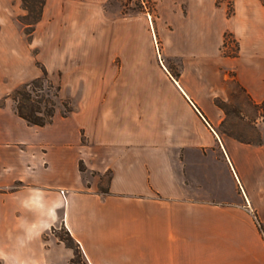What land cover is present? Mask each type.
I'll list each match as a JSON object with an SVG mask.
<instances>
[{
  "label": "crops",
  "instance_id": "1",
  "mask_svg": "<svg viewBox=\"0 0 264 264\" xmlns=\"http://www.w3.org/2000/svg\"><path fill=\"white\" fill-rule=\"evenodd\" d=\"M126 1L47 0L29 40L22 0H0V100L38 58L74 106L38 126L0 105V189L21 183L0 193V264H70L62 225L90 264H264V143L222 132L214 102L232 74L264 101V3L162 0L154 22Z\"/></svg>",
  "mask_w": 264,
  "mask_h": 264
},
{
  "label": "trees",
  "instance_id": "2",
  "mask_svg": "<svg viewBox=\"0 0 264 264\" xmlns=\"http://www.w3.org/2000/svg\"><path fill=\"white\" fill-rule=\"evenodd\" d=\"M261 1L264 3V0ZM46 2L47 0H22L23 8L26 10V12L20 15V19L25 24V32L29 40L33 38L36 25L42 19ZM228 12L230 15L234 13V4L229 5ZM229 34L231 33H228V35ZM239 51L240 44L238 43V49L236 52H226V54L238 55ZM37 64L40 67L42 73L32 80L21 84L8 96L2 98L0 100V105H3L6 102L7 97H11L14 100L16 112L21 117L26 119L31 124L44 126L53 121L57 111L58 101H61L64 106V115H67L69 112H71L74 109V106L72 105L70 99L63 98L61 96L62 86L60 83H56L51 78L47 66L39 60L37 61ZM236 82L244 89L239 81L236 80ZM215 102L226 111V108L223 106V101H221L220 98H216ZM260 104L264 105V101ZM236 138L246 143H264L262 141L254 142L242 137ZM81 169H86V165L83 161L81 162ZM20 186L21 183L17 182L9 189H0V193L7 190L18 189ZM102 191L104 193L110 192V190L106 187H102ZM254 216L264 237V223L260 220L257 213H254ZM59 229H62V231H59ZM52 231L59 237L60 240L64 241L68 247H71L74 250V256L72 257L70 264H90L87 257L85 256L81 244L73 236L66 225H62L60 228L54 227Z\"/></svg>",
  "mask_w": 264,
  "mask_h": 264
},
{
  "label": "rangeland",
  "instance_id": "3",
  "mask_svg": "<svg viewBox=\"0 0 264 264\" xmlns=\"http://www.w3.org/2000/svg\"><path fill=\"white\" fill-rule=\"evenodd\" d=\"M161 1L162 0H127L124 4V10L130 11V9L134 7L140 12L143 11L147 13L150 19H152L154 22H157L159 15V4ZM165 1L168 4L172 3V0ZM206 1L210 2V0ZM218 3L227 4L229 10V5L234 4V0H218ZM20 15H18L17 22L22 26L23 31L25 32V24L21 21ZM238 43V39L232 34L228 35L227 32L225 35L224 44L222 46L223 53L226 54V52H236L238 49ZM156 44L157 47H163L159 38L156 40ZM37 53L38 49L34 47L33 54L35 58H37ZM50 76L55 82H58L57 74L54 76L52 73H50ZM233 76L234 75L232 74V79H230L227 84L229 98L224 99L219 96L214 98V102L216 98H220V100L223 101V106L226 108L225 111L224 108L220 107L215 102V104L224 111V119L220 125V130L232 136L242 137L254 142H264V105L255 103L252 99H250L245 90L236 82V79L233 78ZM60 106L64 107L61 101H58V107ZM59 231H62V229H59Z\"/></svg>",
  "mask_w": 264,
  "mask_h": 264
}]
</instances>
